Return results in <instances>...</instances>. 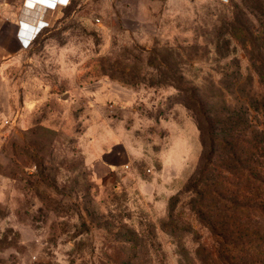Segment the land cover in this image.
I'll return each instance as SVG.
<instances>
[{
    "label": "rangeland",
    "instance_id": "374dc122",
    "mask_svg": "<svg viewBox=\"0 0 264 264\" xmlns=\"http://www.w3.org/2000/svg\"><path fill=\"white\" fill-rule=\"evenodd\" d=\"M49 13L14 74L25 110L17 97L0 120V264H222L186 192L204 152L192 108L216 98L228 131L223 98L244 109L263 95L264 41H245L264 29V0Z\"/></svg>",
    "mask_w": 264,
    "mask_h": 264
},
{
    "label": "trees",
    "instance_id": "16d2710c",
    "mask_svg": "<svg viewBox=\"0 0 264 264\" xmlns=\"http://www.w3.org/2000/svg\"><path fill=\"white\" fill-rule=\"evenodd\" d=\"M263 31L245 41L248 50L260 51ZM252 66L264 87V67L257 61ZM233 100L223 98L231 124L226 131L214 123L217 113L210 107L216 98L195 99L204 152L186 192L197 217L218 238L215 255L222 264H264V93L248 99L244 109ZM252 113L262 125H252Z\"/></svg>",
    "mask_w": 264,
    "mask_h": 264
},
{
    "label": "crops",
    "instance_id": "0c3cea01",
    "mask_svg": "<svg viewBox=\"0 0 264 264\" xmlns=\"http://www.w3.org/2000/svg\"><path fill=\"white\" fill-rule=\"evenodd\" d=\"M66 0H0V120L12 111V101L19 98L25 110L24 93L16 92V66L31 47L41 25L46 23L57 2ZM17 74V73H16ZM18 108V107H17ZM20 111V110H19ZM17 110V113H21ZM7 122V121H6Z\"/></svg>",
    "mask_w": 264,
    "mask_h": 264
}]
</instances>
